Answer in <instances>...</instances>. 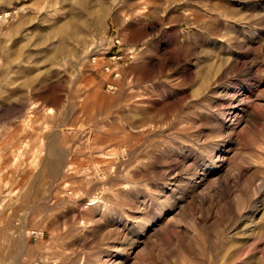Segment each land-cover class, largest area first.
I'll return each instance as SVG.
<instances>
[{
	"label": "rangeland",
	"instance_id": "rangeland-1",
	"mask_svg": "<svg viewBox=\"0 0 264 264\" xmlns=\"http://www.w3.org/2000/svg\"><path fill=\"white\" fill-rule=\"evenodd\" d=\"M0 264H264V0H0Z\"/></svg>",
	"mask_w": 264,
	"mask_h": 264
},
{
	"label": "built area",
	"instance_id": "built-area-1",
	"mask_svg": "<svg viewBox=\"0 0 264 264\" xmlns=\"http://www.w3.org/2000/svg\"><path fill=\"white\" fill-rule=\"evenodd\" d=\"M106 69L108 70V67H106Z\"/></svg>",
	"mask_w": 264,
	"mask_h": 264
}]
</instances>
